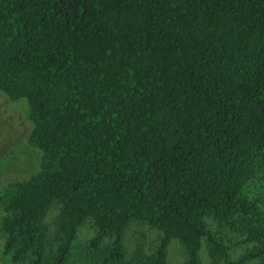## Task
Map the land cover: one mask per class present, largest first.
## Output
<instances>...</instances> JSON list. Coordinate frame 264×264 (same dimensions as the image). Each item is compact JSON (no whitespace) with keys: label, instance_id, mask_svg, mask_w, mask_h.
<instances>
[{"label":"trees","instance_id":"16d2710c","mask_svg":"<svg viewBox=\"0 0 264 264\" xmlns=\"http://www.w3.org/2000/svg\"><path fill=\"white\" fill-rule=\"evenodd\" d=\"M0 91L42 152L3 264H264V0H0Z\"/></svg>","mask_w":264,"mask_h":264},{"label":"rangeland","instance_id":"374dc122","mask_svg":"<svg viewBox=\"0 0 264 264\" xmlns=\"http://www.w3.org/2000/svg\"><path fill=\"white\" fill-rule=\"evenodd\" d=\"M26 98L10 99L0 91V188L8 181L26 179L36 173L42 161V152L28 143L32 123L28 117ZM55 209H50L45 221L51 225ZM1 216V212H0ZM88 224L79 231V238L91 235ZM158 232L136 222L130 223L124 231V241L128 249L138 243L145 249L150 248ZM2 237L0 234V245ZM185 254L179 242L173 240L168 246L167 264H183ZM0 264H3L0 261ZM202 264H208L202 254Z\"/></svg>","mask_w":264,"mask_h":264}]
</instances>
